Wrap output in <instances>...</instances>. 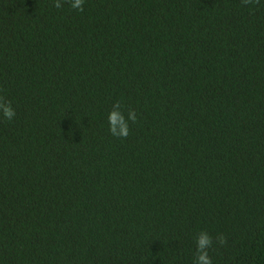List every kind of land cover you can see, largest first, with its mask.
<instances>
[{
  "label": "trees",
  "instance_id": "1",
  "mask_svg": "<svg viewBox=\"0 0 264 264\" xmlns=\"http://www.w3.org/2000/svg\"><path fill=\"white\" fill-rule=\"evenodd\" d=\"M61 3L0 0V264H194L202 230L264 264V0Z\"/></svg>",
  "mask_w": 264,
  "mask_h": 264
},
{
  "label": "clouds",
  "instance_id": "2",
  "mask_svg": "<svg viewBox=\"0 0 264 264\" xmlns=\"http://www.w3.org/2000/svg\"><path fill=\"white\" fill-rule=\"evenodd\" d=\"M258 0H242V3L247 5L249 3H256ZM71 8L83 11L84 0H68ZM54 7L57 9L62 7L61 0H54ZM0 114L11 121L16 113L12 107L11 101L0 96ZM129 121L135 123L137 121V114L134 109L129 108L127 119L121 111V103L117 101L112 110L108 114L109 131L114 137L126 138L129 135ZM216 242L223 245L226 243V237L223 234L216 236ZM196 252L194 257V264H212V259L209 256V249L213 246V237L207 231H200L195 237Z\"/></svg>",
  "mask_w": 264,
  "mask_h": 264
}]
</instances>
